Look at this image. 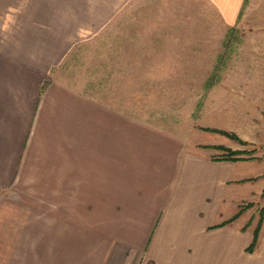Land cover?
<instances>
[{
	"label": "crops",
	"instance_id": "0c3cea01",
	"mask_svg": "<svg viewBox=\"0 0 264 264\" xmlns=\"http://www.w3.org/2000/svg\"><path fill=\"white\" fill-rule=\"evenodd\" d=\"M136 1L0 0V264H264V224L250 256L249 231L208 229L233 213V163L185 151L121 101L120 81L137 96L153 58L179 62L185 31L220 47L244 0H174L172 14L186 3L213 22L126 32ZM247 17L244 112H259L264 23ZM259 171L244 161V177Z\"/></svg>",
	"mask_w": 264,
	"mask_h": 264
},
{
	"label": "rangeland",
	"instance_id": "374dc122",
	"mask_svg": "<svg viewBox=\"0 0 264 264\" xmlns=\"http://www.w3.org/2000/svg\"><path fill=\"white\" fill-rule=\"evenodd\" d=\"M174 3V0H137L128 5L133 10L122 17L121 28L130 24L135 29L151 24L155 29L159 24L213 22L207 15L196 14L186 3L182 14H172ZM260 3L264 5V0L243 2L237 24L227 30L220 47L210 40V32H199L198 40L196 35L192 36L193 32L185 31V41L181 42L184 56L179 57L178 63L153 58L158 62L147 64L153 70L149 74L153 78L137 81V96L128 95V80L120 81L121 87L126 85L121 101L126 103L133 97L138 118L179 137L185 151L197 152L212 161L233 163L235 173L227 181L233 187L232 206L230 199L225 202L233 213L227 217L220 214L218 222L208 229L233 226L244 233L249 231L251 241L264 208V186L254 191L256 184L264 181V171L244 177V161L264 165V111L244 112V15H248L250 23H264ZM164 34L169 35L165 41L175 44V32ZM251 241L244 249L246 256L257 250L258 245L250 247Z\"/></svg>",
	"mask_w": 264,
	"mask_h": 264
},
{
	"label": "trees",
	"instance_id": "16d2710c",
	"mask_svg": "<svg viewBox=\"0 0 264 264\" xmlns=\"http://www.w3.org/2000/svg\"><path fill=\"white\" fill-rule=\"evenodd\" d=\"M263 224H264V208H262L261 211H260L256 227H255V229L253 231V237H252V241H251V244H250L251 248H253L256 245H258L259 238H260V233H261V229L263 227Z\"/></svg>",
	"mask_w": 264,
	"mask_h": 264
}]
</instances>
